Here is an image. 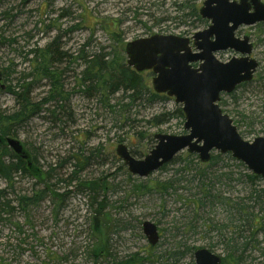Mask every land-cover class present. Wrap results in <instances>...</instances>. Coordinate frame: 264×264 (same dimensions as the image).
Returning <instances> with one entry per match:
<instances>
[{
	"label": "rangeland",
	"instance_id": "374dc122",
	"mask_svg": "<svg viewBox=\"0 0 264 264\" xmlns=\"http://www.w3.org/2000/svg\"><path fill=\"white\" fill-rule=\"evenodd\" d=\"M202 3L0 0V74L5 85L0 112L17 109L6 88L22 83L23 76L32 81V102L54 95L9 135L20 141L36 169L15 175L11 187L0 177V189L7 190L13 206L0 218V264H195L193 251L201 247L221 257L241 255L238 264H264V224L254 234L243 229H248L247 215L264 212V180L250 181L245 176L250 171L228 153L213 151L202 162L186 148L147 176L130 173L116 147L122 143L143 159L157 142L154 134H184L180 105L168 96L151 101L146 93L131 102L125 90L86 96L77 80L81 60L68 61L80 54L82 44L89 57L103 48L126 63L127 41L154 33L191 37L209 24L190 14L194 9L198 13ZM235 34L249 36L258 67L251 81L222 93L219 105L240 136L251 141L264 135V26H242ZM48 44L51 53H64L52 65L54 75L61 73L58 89L40 75L39 58L30 54ZM233 56L232 50L215 53L223 62ZM139 74L152 89L153 74ZM49 168L54 170L48 178L44 172ZM72 170L77 179L70 178ZM36 193L41 194L38 200L19 204L20 196ZM144 221L157 227L154 244L143 233ZM227 264H236L234 256Z\"/></svg>",
	"mask_w": 264,
	"mask_h": 264
},
{
	"label": "water",
	"instance_id": "95a60500",
	"mask_svg": "<svg viewBox=\"0 0 264 264\" xmlns=\"http://www.w3.org/2000/svg\"><path fill=\"white\" fill-rule=\"evenodd\" d=\"M199 14L210 24L195 32L191 39L174 34H153L131 40L124 48L127 65L136 71L150 69L153 72L154 92L172 96L181 104L187 132L154 134L157 142L143 159L133 157L122 143L116 147V154L130 173L143 177L184 148L189 153H198L202 162L209 160L212 150L229 152L264 180V135L244 140L232 119L217 104L221 92L230 93L240 83L251 80L258 66L250 57L249 37H236L235 31L241 25L264 24V3L260 0H204ZM227 49L239 55L225 62L215 57V52ZM194 62H199L197 67H192ZM2 89L4 84L0 76ZM5 143L14 153L26 157L19 140L7 136ZM142 228L148 242L154 244L158 239L156 225L144 221ZM193 257L195 264H221V257L204 247L196 249Z\"/></svg>",
	"mask_w": 264,
	"mask_h": 264
},
{
	"label": "trees",
	"instance_id": "16d2710c",
	"mask_svg": "<svg viewBox=\"0 0 264 264\" xmlns=\"http://www.w3.org/2000/svg\"><path fill=\"white\" fill-rule=\"evenodd\" d=\"M190 14L194 15L198 20H201V18H199L200 16L196 12V9L190 11ZM113 35L117 36L118 34L113 31ZM53 43L54 42H52V44ZM85 46L86 45L84 44L80 45V54L76 57L72 56V58L68 61L71 62L72 59L81 60L83 68L80 71L77 80L78 86L79 88H81L79 89V91L83 92L86 96L102 94V96L107 97L110 96V94L112 95L114 93H117L118 91L125 90L126 92H129L127 97L131 99V102H133L135 99L141 98L145 93L148 94L151 101L160 100L166 97L163 94H157L153 92L152 89H150L149 85H146V83L141 80L140 74L123 62V58L120 55L119 57H121V59L117 55L112 56L110 52L104 53L102 51V48L98 53H94L89 57L83 51V48ZM36 52L39 53L35 54ZM51 52L52 49L51 51H49L48 44L46 48L31 50L30 54H33L34 60H37L39 58L38 61L41 66L38 71L40 72V75L42 77L48 78L51 81L50 84L53 89H58V79L60 78L61 73L58 72L57 75H54L53 72L55 69L52 67V65L54 62H60V57L64 53L60 51L57 52V54ZM37 55L39 57H37ZM26 77L27 76L22 77V83L17 82L16 84L8 86L6 88V91L15 98L17 102V109L11 113H6L5 110H2L0 112V177L5 180L8 187L12 186L15 175L31 174L30 169H36V166L29 159V155L26 151L25 152L28 155V160L21 158L19 155L13 154L4 144V137L11 134L12 128L14 126L24 122L34 114H37L41 110V104H45L46 102L53 100L54 97V95H50L49 97L44 98L43 101L39 103L32 102L30 98V86L32 84V81H25ZM56 93L57 95L61 96L60 91ZM56 106L57 108H60L62 105L57 104ZM177 111L179 112L178 115L184 118L181 108H178ZM174 158L172 160H174ZM215 158L216 156H211L210 161H214ZM238 164L240 166H243L244 170H247L241 162H238ZM164 166L165 165H163L162 167ZM53 170L54 169L49 168L46 172H44V175H48L49 178ZM74 173L75 170H72V172L70 173V178L73 177ZM245 176L250 181L261 179L260 176L250 172L245 173ZM73 179H77V177H73ZM88 184L92 185L93 183L88 182ZM206 189L207 188H204V190ZM262 191L264 192V187ZM7 195L8 192L6 189H0V218L2 213H7V211H5V208H13V206L10 207L11 205L9 204ZM40 196V193H36V195H33L32 197L20 196V199L18 198V202L20 205H22V203L25 204L26 202H34L38 200ZM239 210H241L242 214H245V207L241 206ZM248 216L249 215H247L248 220L246 219V221L248 222V229L247 226L243 229H246L248 231L252 230L251 232H253V234L263 229L262 225L264 224V212L260 216L253 214H251V217ZM239 232L240 236L244 237V235H242L241 233L243 232V230L241 229ZM246 244L247 243L245 241L244 245ZM93 252V257H97L98 248H94ZM230 256H234L236 264H238L241 260V255H234V253L232 254V252H229L226 256L222 257V264H227L228 257Z\"/></svg>",
	"mask_w": 264,
	"mask_h": 264
},
{
	"label": "flooded vegetation",
	"instance_id": "af4514ba",
	"mask_svg": "<svg viewBox=\"0 0 264 264\" xmlns=\"http://www.w3.org/2000/svg\"><path fill=\"white\" fill-rule=\"evenodd\" d=\"M261 1H262V0H261ZM255 25H256V24H255ZM260 26H261V25H260ZM263 26H264V25H263ZM238 30H239V29H238ZM238 30H237V31H238ZM237 31H236V32H237ZM221 261H222V258H221ZM221 264H222V262H221Z\"/></svg>",
	"mask_w": 264,
	"mask_h": 264
}]
</instances>
